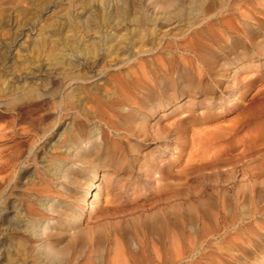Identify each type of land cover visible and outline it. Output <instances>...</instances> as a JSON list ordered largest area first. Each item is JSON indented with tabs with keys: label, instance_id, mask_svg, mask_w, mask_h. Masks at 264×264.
I'll return each mask as SVG.
<instances>
[{
	"label": "rangeland",
	"instance_id": "374dc122",
	"mask_svg": "<svg viewBox=\"0 0 264 264\" xmlns=\"http://www.w3.org/2000/svg\"><path fill=\"white\" fill-rule=\"evenodd\" d=\"M247 1L264 4V0H219L221 5L209 2L199 8L195 0H179L172 7L164 0H4L0 102L8 86L20 87L25 79L61 85L65 70L52 67L87 58L102 59L89 70L93 77L88 82H99L103 92L115 90L113 83L106 88L104 84L115 75L131 76L141 66H154L162 57L184 55L198 27L232 18ZM255 39L264 42V32ZM216 43L212 51L218 75L211 71L195 88L186 81L175 84L184 87L179 98L152 121L159 137L146 140L137 153L131 149L135 139L125 142L126 166L110 187L114 197L107 202L103 191L99 201L112 225L138 217L146 227L158 212L183 216L173 241L172 236L162 238L150 226L145 228L132 249L150 254V264H264V144L245 148L243 142L237 143L250 129L264 130V54L250 57L251 46ZM250 60L255 62L252 68L245 66L235 74V65L249 66ZM155 92L150 98L157 96ZM120 105L135 106L133 102ZM226 128L231 129L228 150L222 148L224 138H216L217 152L187 162L195 130L213 135ZM152 149L161 152L159 165L168 172L165 180L148 181L139 171L138 161H151ZM192 205L198 208L195 217ZM88 250L79 251L76 264H115L112 245Z\"/></svg>",
	"mask_w": 264,
	"mask_h": 264
},
{
	"label": "bare ground",
	"instance_id": "6f19581e",
	"mask_svg": "<svg viewBox=\"0 0 264 264\" xmlns=\"http://www.w3.org/2000/svg\"><path fill=\"white\" fill-rule=\"evenodd\" d=\"M178 1L164 3L172 7ZM209 2L221 5L219 0H195V5L200 8ZM3 4L0 0V11ZM206 26L197 28L184 55L162 57L154 66H141L131 76L118 74L107 79L105 88L113 83L115 90L103 92L99 82H88L93 77L89 70L101 58L52 67L65 70L63 85L25 79L20 87L4 90L0 102V264H76L80 250L92 252L106 245L114 247L115 264L151 263L150 254L132 249L145 228L150 226L162 238L171 237L183 216L158 212L146 227L138 217L112 225L106 220L107 208L99 206V201L103 191L107 202L114 197L110 187L120 180L118 172L126 166L125 142L135 139L131 149L137 153L146 140L159 137L160 130L152 121L179 98L184 87L175 88V84L186 81L188 87L195 88L211 71L218 75L212 51L216 40L251 46L250 57L264 54V42H255L264 32V4L247 1L232 18ZM26 30L13 39L14 44ZM249 63L235 65V74L245 66L252 68L255 62ZM153 92L157 96L150 98ZM123 102L135 106L124 108ZM228 128L213 135L195 130L187 162L215 153L216 138L223 137L222 148L228 150ZM240 142L245 148L264 144V130L250 129L248 135L237 139ZM152 151L151 161H138L143 168L139 171L148 181L165 180L168 172L159 165L161 152ZM197 210L193 207V217ZM155 255L160 256L159 250Z\"/></svg>",
	"mask_w": 264,
	"mask_h": 264
}]
</instances>
